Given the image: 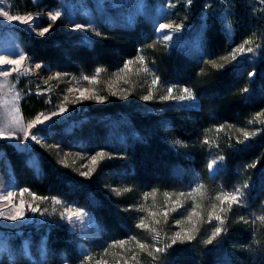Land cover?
Returning a JSON list of instances; mask_svg holds the SVG:
<instances>
[{"label": "trees", "instance_id": "16d2710c", "mask_svg": "<svg viewBox=\"0 0 264 264\" xmlns=\"http://www.w3.org/2000/svg\"><path fill=\"white\" fill-rule=\"evenodd\" d=\"M49 2L18 0L22 13L32 16ZM174 3L168 21L191 27L187 36L197 32L201 44L196 49L168 45L144 18L133 26L105 27L101 37L90 42L62 35L22 41L25 53L42 65L35 80L22 82L27 88L21 103L27 120L55 104L58 93L41 86L45 71L105 80L132 60L143 80L152 84L158 77L155 85L160 87L147 101H116L80 121L51 129L48 150L36 148L38 170L3 144L21 187L86 209L95 219L98 235L88 245L67 227L52 225L40 237L47 241L50 257L44 264H96L103 258L87 261V252L115 255L120 241H126L120 254L131 256L122 264H264V221L259 219L264 216V115L258 116L264 113V0ZM241 45L252 47L254 54L232 60L231 53ZM97 68L103 69L98 75ZM143 80L134 79L137 85ZM184 88L195 100L162 99L178 97ZM99 152L106 158L93 165L90 176L81 175L88 170H78L73 155ZM213 160L217 163L209 169ZM244 184L248 187L242 188ZM198 185L203 188L193 191ZM236 188L243 191L242 203L229 208L227 201L221 205L216 200ZM215 215L223 218L225 231L205 244L218 225ZM187 218L192 219L188 224ZM141 220L147 228L137 227ZM177 231L195 239L154 251L164 248ZM156 234L158 240L153 239ZM137 242L147 247L142 250Z\"/></svg>", "mask_w": 264, "mask_h": 264}, {"label": "rangeland", "instance_id": "374dc122", "mask_svg": "<svg viewBox=\"0 0 264 264\" xmlns=\"http://www.w3.org/2000/svg\"><path fill=\"white\" fill-rule=\"evenodd\" d=\"M42 0H33L35 3H39ZM49 4L42 8V12L39 15L33 16L36 19V23L40 27H47L52 23L48 19L49 12H61V16L52 25L50 31L44 36H39V28H35L20 23L18 21H8L6 18L0 16V58L15 59L17 54H24L26 59L20 67L19 72H11L7 77L0 75V128H3L6 123H9L13 117H19L25 126L29 122L34 121L38 115L51 116V113H58L55 116H51V119L45 121L43 125H37L35 128L29 129V131L36 133L39 142L28 140H0V211H3L5 216L13 214V210L20 204V201H24L23 207L19 208L25 214L24 220L10 221L0 217V264H22L23 261H28L29 264H44L49 262L47 258L49 253L47 252V241L41 240L40 237L44 236L48 229L52 225L61 224L67 227L72 234L79 238L83 244L88 243L96 238L97 225L92 214L83 208H79L73 205L55 204L54 200L57 199H39L37 195L36 199H33L34 193L29 191H23L25 188L19 185L15 169L13 165V158L10 153H7L3 147L10 146L13 148V152L16 157L26 160L27 163L35 170L39 169L38 151L36 148L42 147L48 150L47 132L51 129L68 123H75L85 118L88 113L98 107L111 104L116 101L128 103L133 99H138L151 92H154V88L160 89L159 86L150 84V81L143 80L141 77V70L136 64L132 63L127 69L124 67L118 71H115L111 75H107L105 80L96 78L95 82L90 80H83L82 77L70 76L65 73H59L57 78V72L45 71L42 78V87L46 92L53 91L58 93L56 95L55 104H50L46 112L38 114L34 119L27 120L22 112V101L27 92V88L23 87V81L36 79L34 73L39 69L35 68V62L25 53L22 46V41L25 38H47L50 36L62 35L69 39L82 40L83 42H90L96 38H100L103 34V30L108 26H133L141 18L150 21L157 29L159 24H173L181 25L180 31L167 30V34L171 35L173 39L171 41H163L162 33L158 32V37L163 42L170 46L189 47L196 49L201 44L198 39V33L196 35L187 36L191 27H185L182 23H176L175 21H168L167 13L173 9L174 0H49ZM17 2V3H16ZM5 11H8L10 15L28 16L29 14L22 13L23 9L20 8L18 0H2L0 3ZM207 8L209 6L207 5ZM20 9V10H19ZM32 16V15H31ZM84 25L83 28L76 29L75 24ZM229 32L232 31L229 27V23L226 22ZM100 33V35H97ZM246 53V52H245ZM236 55L237 59L244 57L248 54L251 56L254 52ZM14 65H3L0 68L11 69ZM28 69V71H25ZM137 77L139 81L143 80L144 84H136L134 79ZM126 81V82H125ZM42 87H36L38 89ZM159 87V88H158ZM87 89L86 96H103L105 100L103 103L97 102L95 99H77L80 96V92ZM71 90V91H70ZM112 93H115L113 95ZM183 92L177 94L181 96ZM124 97H127L126 99ZM174 97V96H172ZM168 100V99H166ZM172 100V98L170 99ZM182 101V100H180ZM64 107L66 111L60 112V107ZM18 109V111H16ZM16 132L17 135L23 136V133L17 131L15 127H10L5 131L7 133ZM95 155H73L75 160V166L78 170H89L93 168L91 163V157ZM99 160V158H98ZM12 193V199H4L7 194ZM29 205L33 207H39L40 211L31 212ZM66 208H71L73 211L80 209L87 213L80 221L68 222L66 219H62L60 212H63ZM187 224L192 221L188 220ZM183 225V227H185ZM182 227V228H183ZM123 247L115 245V249L118 248L115 255L110 254L107 251L103 254H96L87 252L88 256L94 258H103L101 264L106 261V264H122L123 260H129V255L120 254L125 250ZM86 250V247H84ZM86 257V258H87ZM44 258V260H43ZM43 260V262H42ZM88 261V259H87ZM126 262V261H125ZM127 263V262H126ZM50 264V263H48Z\"/></svg>", "mask_w": 264, "mask_h": 264}, {"label": "snow or ice", "instance_id": "6c2138e0", "mask_svg": "<svg viewBox=\"0 0 264 264\" xmlns=\"http://www.w3.org/2000/svg\"><path fill=\"white\" fill-rule=\"evenodd\" d=\"M0 3H2V0H0ZM187 3L190 5L192 3V0H187ZM0 16L6 18L10 22L11 21H18V22L23 23L25 25H28L30 27L35 25V28H39L40 29L39 32H38V35L42 37L46 33H48L50 31L52 25L61 16V12L56 11L54 13L53 12H49L48 13V19L52 23H50L47 27H40V25L36 23V19L37 18H35V17L31 16V15L23 16V17L19 16V15H10L9 12L5 11L2 7H0ZM74 27L76 29H80V28H83L84 25H81V24L77 23V24L74 25ZM181 28H182V26L178 25V24L177 25H173V24L161 23V24H159V26L156 29V31L162 33V37L161 38H162L163 41H171L173 39V37L171 35L167 34V30L180 31ZM97 35H100V33H97ZM248 43H250V41H245V44H248ZM257 47H259V46H257ZM253 51H254V49L252 47L245 48L244 45H241L238 49H235L231 53L232 60H236V55L238 53L239 54H244L245 52L251 53ZM25 59H26V56L24 54H17V58H15V59L0 58V66H3V65H14L15 66V67L11 68L10 70L9 69H4V68H0V75L7 77V76H9L11 74V72H19L20 71V67L24 63ZM138 59H139L141 64L144 63V57L142 55L139 56ZM222 59L227 60L228 58L227 57H223ZM132 63H133L132 60H129V61L125 62L124 68L127 69L129 67V65H131ZM41 67H42L41 64H38V63L35 64V68L39 69ZM220 67H223V65H221ZM143 70L145 72L148 71V69L146 67ZM25 71H28V69H25ZM101 71H103V69L97 68L96 69V74L98 75ZM59 75L60 74L57 73V78L59 77ZM249 75H252V74L250 73ZM82 79L83 80H90L89 76H87V75L83 76ZM95 80H96V78H95V76H93L91 78L90 82H95ZM158 83H159V78L155 77L152 80V84L155 85V84H158ZM247 91H248V89H244V92H247ZM85 92H87V89H85L84 91H81L80 92V96L77 99H95L99 103H103L104 100H105V97H103V96H95V97L86 96ZM167 92L169 94H171L173 92V88L169 87L167 89ZM182 92H183V94L181 96H179V97H171L169 95V96L162 97V99L172 98V99H180V100H185V99H187V100H195V97H194V95H193V93L191 92L190 89L184 88L182 90ZM112 94L115 95V93H112ZM124 98L126 99L127 97H124ZM151 98H152L151 92H149L148 95H145V96L142 97V99L145 100V101H147V100H149ZM16 111H18V109H16ZM64 111H66V109L61 106L60 107V112H64ZM57 114L58 113L54 112V113H51V116H55ZM41 115H43V114H41ZM41 115H38L35 118L34 121L29 122L27 126H25L23 124L21 118L13 117V119L9 123H6L3 128H0V140H2V139H10V140H21V139L28 140V139H31L33 141L39 142L37 134L29 131V129L35 128L37 125H43L45 123V121H48V120L51 119V116H43V119H41ZM259 115H264V113H259L258 116ZM262 122H264V121H262ZM10 127H15L18 132L23 133V136H19V135H17L16 132H11V131H9L7 133V135H5V131L8 128H10ZM244 136H245V139H248L249 134L247 132H245ZM238 142L242 143V141H238ZM177 143L179 144L180 141H177ZM205 143H207V141H205ZM98 158H99V160L105 159L106 158L105 157V153L104 152H99L95 156H92L91 157V163L93 165L97 164ZM107 158H112V157L108 156ZM220 159L223 160V157H220ZM216 163H217L216 160H213L211 163L208 164V168L209 169H213V166L216 165ZM93 170L94 169H89L86 172H82L81 175L86 176V177L90 176L91 172ZM247 187H248L247 184L242 185V188H247ZM201 188H203V185H198L197 188L193 189V191H199ZM127 190L128 189H125V191H127ZM23 191H29V190L28 189L22 190L21 195L23 194ZM113 191H116L117 194L119 195V191L117 189H113ZM32 195H33V199L37 198V197H35V194H32ZM147 195L148 194H146L145 198H147ZM180 195L183 196L184 193H181ZM242 198H243V191L241 190V188H236L230 193L229 192H222V193H220L219 195L216 196V200L220 201L221 205H223V203L225 201H227L229 208L231 207V205L233 203H236V204L242 203ZM4 199L11 200L12 199V193L9 192L7 194V196L4 197ZM39 199L43 200V199H47V198L46 197H40ZM54 202L57 205L61 203V201L58 200V199L54 200ZM23 205H24V201L21 200L20 204L18 206H16V208L13 210V214L5 216L4 212L0 211V217H3L4 219L10 220V221H17L18 219L19 220H24L25 219V214L22 211L19 210V208L23 207ZM28 207L31 210V212H33V213L40 211L38 206L37 207H33V206L29 205ZM181 207H182V205H181ZM212 207L215 208L216 205H212ZM172 210L175 211L176 209L173 208ZM221 211H223V208H221ZM86 215H87V213L85 211H83V210H80V209H77V210L73 211L71 208H66L63 212H60L61 218L62 219H66L70 223H72L74 221V219H75V221H80ZM164 215L167 216V212H165ZM209 215H210V217L212 216L211 213ZM214 218H215L216 221H218V225L214 226V229L211 231V234H210L209 238L204 241L205 244H212L213 241L216 239V237L220 236L225 231V229L222 227V225L224 223L223 218L220 215H215ZM259 219L261 221H264V216L259 217ZM158 222L159 221H157V223ZM208 222L211 223V219H209ZM179 223L180 222L177 221V224H179ZM137 227L147 228L148 226L144 224L143 220H141L140 224H138ZM152 231L154 232L155 230L152 229ZM133 239H134V237H133ZM153 239L158 240L159 239L158 234H156L153 237ZM169 239H170V242L165 243L164 248H155L154 251L157 252V253L162 252V251H166L168 248H171L173 245L177 244V242L184 243L186 240L187 241H191V240L195 239V237L193 235H191V234H187V235H183L182 236L181 232L177 231L174 234V236L169 238ZM125 243H126V241H120L119 242L121 247H123ZM137 244H138V247L140 249H142V250L147 247L144 243L137 242ZM148 254L150 256H152V252H149ZM135 258H136V256L134 254L133 255V259H135ZM87 259L91 260L92 257L88 256ZM153 259H155V256H153ZM96 264H101V261L97 260ZM103 264H106V261H104Z\"/></svg>", "mask_w": 264, "mask_h": 264}]
</instances>
